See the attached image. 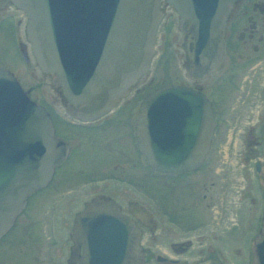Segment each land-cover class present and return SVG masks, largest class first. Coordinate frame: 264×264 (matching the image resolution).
Listing matches in <instances>:
<instances>
[{"label":"flooded vegetation","instance_id":"flooded-vegetation-1","mask_svg":"<svg viewBox=\"0 0 264 264\" xmlns=\"http://www.w3.org/2000/svg\"><path fill=\"white\" fill-rule=\"evenodd\" d=\"M14 1L0 0V65L32 102L44 108L54 136L67 153L53 168L47 185L26 200L0 238V264H59L65 252L64 264H68L77 217L86 205L99 199L112 201L133 222L139 231L143 264H164L162 259L169 264H252V245L264 212V0L232 4L222 32L221 60L207 74L201 60L199 79H191L184 68L188 64L192 70L194 64L191 23L188 21V33L181 32L179 15L161 0L159 26L162 21L165 26L176 25L180 35L178 52L163 47L161 55L167 62L175 55L182 58V73L174 71L168 81L157 85L156 74L148 75L154 49L148 70L128 87L126 95L108 112L86 121L68 112L60 90L37 67L27 40L26 16ZM33 65L49 78L62 111L55 108L54 101H35L31 93L36 87L24 88L21 80ZM165 85L203 96L212 115L205 158L183 173L158 172L138 148L135 127L141 101ZM70 108L77 111L79 107ZM229 156L240 159L231 164ZM41 194L42 219L48 227L45 255L40 261H29L30 246L21 236L14 240L12 235L32 198ZM243 205L247 225L238 216ZM82 249L79 244V255ZM232 255L237 256L235 260Z\"/></svg>","mask_w":264,"mask_h":264},{"label":"water","instance_id":"water-1","mask_svg":"<svg viewBox=\"0 0 264 264\" xmlns=\"http://www.w3.org/2000/svg\"><path fill=\"white\" fill-rule=\"evenodd\" d=\"M160 1L15 0L14 5L26 16L37 67L60 90L68 112L86 121L111 110L148 70L162 18ZM164 1L179 15L181 32L188 33L191 23L194 64L192 70L188 64L184 68L191 79H199L201 60L205 74L221 60L225 20L237 0ZM70 106L79 108L72 111ZM212 128L203 96L165 85L142 99L135 131L147 164L175 174L203 162ZM66 153L47 112L0 65V238L26 200L47 185ZM261 177L264 187V168ZM75 237L68 264H143L139 231L110 200L86 205L77 217ZM252 264H264V212L252 245Z\"/></svg>","mask_w":264,"mask_h":264},{"label":"rangeland","instance_id":"rangeland-1","mask_svg":"<svg viewBox=\"0 0 264 264\" xmlns=\"http://www.w3.org/2000/svg\"><path fill=\"white\" fill-rule=\"evenodd\" d=\"M168 27H170V29H168ZM167 33L168 35H166ZM156 38V56L153 59L148 75L151 76L155 73L157 77V85H160L168 81V77L170 75L172 76L174 71H176L177 74L182 73L180 67L182 58H178V60L175 55L171 57L169 62H167L161 55L163 47L167 48L168 52H178L176 45L180 43V35L176 29V25L171 26V24H167V26H165V21H162L161 25L158 28ZM167 41L169 44L167 43ZM178 57H180V55ZM21 82L25 89L36 87V89L31 93V97L35 101H39L41 98L54 101L56 103L55 108L59 111H62L58 103L57 96L51 90L49 78L42 76L34 65L32 66V68H29V71L25 74ZM236 143L239 144V142ZM228 158L229 163L231 164H234L235 161H238L240 159L239 156H229ZM41 197H43L42 194L36 195L34 198H32L29 204L28 211H26V213L23 214L19 220V228L17 229V233H14L12 235V239L14 240L21 236V241L30 246L31 255L29 257V261H32L35 258H38L37 260L40 261L42 259V256L45 255L44 250L47 242V240L45 239L48 236V227L46 221L42 219L41 211L43 206L40 205ZM237 211L239 218L243 223L245 222V225H247L249 223V220H246L247 213L244 205ZM25 235H29L30 239H27ZM23 236L25 238H23ZM67 255L68 252L63 253L62 258L60 257L61 260H59V264H64V259ZM231 257L232 260H235L237 256L232 255Z\"/></svg>","mask_w":264,"mask_h":264}]
</instances>
